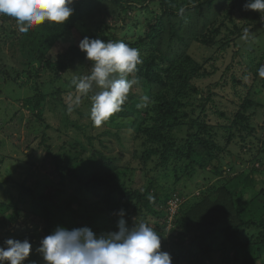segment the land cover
Masks as SVG:
<instances>
[{
    "label": "trees",
    "instance_id": "16d2710c",
    "mask_svg": "<svg viewBox=\"0 0 264 264\" xmlns=\"http://www.w3.org/2000/svg\"><path fill=\"white\" fill-rule=\"evenodd\" d=\"M110 1L116 7L115 12L112 11L116 19L114 24L92 21L99 9L95 0H76L72 5L74 14L63 25L45 22L27 33L15 29L8 17L1 18L4 23L0 25V77L3 81L0 90L5 82L24 87L32 84L34 95L22 99V108L35 118L28 120L33 130L37 126L35 139L39 134L45 136L42 131L46 121L44 114L48 107L57 103V97L65 93L59 88L43 90L38 77L42 72L53 74L49 83L56 86L55 81L64 80L66 72L88 60L77 44L59 54L57 60L50 58L52 50L79 27L85 30L82 39L104 41H111L107 33L120 29L122 38L130 39H122L123 42L139 50L143 63L130 76V79H138L139 84L133 86L122 110L103 123L104 135L121 140L122 134H130L131 141L138 143L133 154L136 161L144 167L153 163L158 173L176 177L177 181L181 179L180 183L194 184L193 191L198 193L199 200L187 210L182 193L177 194L175 190V194H166L163 201L154 181L145 192L127 187L123 180L125 170L120 167L118 158L104 162L87 158L92 166L78 169L76 164L85 161L79 158L81 148L63 145L60 154L52 157L53 146L46 144L45 136V162L55 165L56 178L62 179L64 185L72 184L74 194L64 200L59 188L53 191L51 186H46L33 191L24 183L14 185L16 180L11 179L12 175H9L11 178L5 176L4 181H0V245L9 238L27 239L36 248L40 245L34 240L41 241L57 227L69 230L89 227L98 235L100 229L109 225L104 226L103 215L114 220V213L119 221V213L123 210L128 227L145 222L161 234L162 250L170 253L173 264H264V232L255 240L244 236L255 227L264 231V207L261 205L264 189L257 197L254 178L256 170L264 172V161L256 156L250 161L254 169L249 173H244L245 170L233 173L237 166L233 147L255 137V118L264 108V84L258 83L261 78L258 69L263 65L264 56L258 62L252 56L249 63L238 61L241 75L237 74L236 66L232 68V87L241 104L227 114L220 110L215 99L219 96L217 90L227 87L226 82L207 90L197 85L213 76L207 66L218 60L216 51L205 63L197 62L191 54L195 44L226 53L244 37L245 29L259 23L261 13L250 10L245 16L246 23L237 24L236 8H242L248 0H231L230 3L229 0H221L222 3L218 0H155L159 10L149 12V7L147 14L141 15L147 17L143 27L137 30L139 21L127 17L128 12L141 10L145 0ZM226 3L234 6L229 12L224 8ZM180 9L184 10L182 15ZM86 69L83 76L90 74H85ZM250 80L252 86L248 88L246 84ZM70 83L72 81L68 82L69 87ZM241 86L248 88L244 96L239 92ZM144 96L149 97L147 106L138 107ZM85 98L89 106L88 96ZM58 103L62 110V127H81L71 120L64 101ZM211 115L224 124H212ZM46 129L53 130L50 125ZM74 151H77L76 158L71 157ZM60 156L67 158L61 160ZM230 156L232 161L225 162ZM257 161L259 168L255 167ZM91 195L99 199L92 207L88 202ZM82 200L88 204H82ZM176 200L183 202L186 208L179 209V212L184 211L183 218L175 219L181 231L169 240L166 237L169 211L163 213L161 208ZM74 204L81 205L83 210L77 211ZM253 204L260 207L253 209ZM24 218L33 222L32 228H16ZM152 218L158 220L157 226ZM117 225L114 232L119 230ZM25 262L44 264L42 255L34 251Z\"/></svg>",
    "mask_w": 264,
    "mask_h": 264
},
{
    "label": "rangeland",
    "instance_id": "374dc122",
    "mask_svg": "<svg viewBox=\"0 0 264 264\" xmlns=\"http://www.w3.org/2000/svg\"><path fill=\"white\" fill-rule=\"evenodd\" d=\"M76 0H74L75 2ZM129 1V0H124ZM219 3H222L221 0H218ZM98 3V11L92 18L93 22H98L101 20L106 21L107 23L114 24L116 22L115 16L112 15V11L115 12V6L110 0H95ZM145 5L141 10L133 13V11L128 12L127 17H132L133 20H137L139 22L136 23V29L142 28L143 24L147 17L141 16L145 13L149 7V12L151 10L158 11L159 5L155 0H145ZM140 6V5H139ZM224 8L226 11H230L233 7L230 6L229 3L224 4ZM219 7V6H218ZM203 11V10H202ZM250 10H245V7L236 8V23L237 24H245V16L247 12ZM6 15H0V25L4 23L1 18H5ZM140 16V17H139ZM200 16L204 17L205 14H200ZM9 18V23L15 29H19L16 23L15 18L6 16ZM131 25V23H130ZM40 26V25H38ZM85 30L83 28H76L71 32V34L66 36V39L61 41V43H57V46L52 50L50 54V58L52 60H57L58 55L62 53L68 52L69 48L72 45L77 44L79 45L80 41L82 40L83 34ZM122 31L119 29L117 31H111L107 33L108 37L115 41H123L130 39L126 37L125 39L122 38L121 35ZM123 39V40H122ZM216 51V57L218 60L214 63L215 65L212 66L208 65L207 68L210 72L213 73V76L197 82L198 87L202 90L213 89L219 83L224 84L226 82L227 87L224 89L219 88L217 92L219 96L216 99L218 107L222 112H226L227 114L232 113L234 110L237 109L238 104H241L240 98L236 97L234 89L232 87V68L236 66L238 68L237 74H242V69L237 65L238 61L245 60L247 63L251 60V56L256 58L258 62L262 56H264V19L260 17L259 23L255 24L253 27H248L245 29L244 37L237 41L235 45H233L226 53L220 54L217 50H210L205 48L199 44H195L191 50V54L194 59L199 63H205L206 60L213 55V52ZM264 65V61L262 62ZM92 62L87 60L85 62L80 63L79 65L75 66V70L72 69L64 74V80L58 79L56 86L50 85V81H52V77L49 73H41L38 77V84L42 86L43 90L46 88H52L53 91H56L58 88L61 91H64L65 94L60 95L57 97V103H53L50 108L48 107L44 117L45 123L43 125L42 131L46 136L47 145H52L53 154L52 157H55L60 154V147L65 145L66 147L69 145L75 148L80 149L79 158L85 161L78 162L76 167L84 169L89 164L87 158L91 160H97L99 162H104L106 159L118 158L120 167L125 170V181L127 187L141 189L143 192L147 191L148 186L151 182H155L156 184V192L165 201L166 194H175L173 193L177 190V194L182 193L185 206L183 202L179 200L169 202L168 204L162 206L161 211L163 213L165 211H169L168 217V226L166 231V237L169 239L172 235L181 231V226L175 224V219L180 220L184 216V211L179 212V209L186 208L189 209V206L193 205L199 199L196 195L198 193L193 191L194 184L190 182H181V179L177 181L176 177H170L168 175L166 177L162 173H158L155 169V165L153 163H149L148 166H142L138 161H136L135 150L138 148V143H133L131 141L130 134H122V139L118 140L112 136L105 137L104 131L106 130L105 126L102 124L100 127L94 126L92 120L90 119L92 101L91 96L95 94L96 91H99L98 88H94L92 92L88 95V102L85 97H82L80 104L77 106L74 104V98L77 95L76 91L74 90V85L70 83V87L68 86V82L72 81L73 79H77L83 77V70L86 69L85 74L91 72ZM231 67V70H227ZM3 82L2 78L0 77V83ZM260 85L264 84V79L260 78L258 80ZM31 83H28L27 86H12L10 84H5L0 90V181H4L5 176L10 177L12 175V180H16L14 185L17 182L24 183L26 187H30L31 190L37 191L40 188L51 186L53 191L60 189L61 194L63 195V199L66 200L67 196H72L74 187L72 184L64 185L63 180L56 178V168L54 164H46V146L43 143V139L45 136L43 134L37 135L38 138L35 139L34 128L29 127L28 120H35L32 114L28 111H25L22 108V104L24 98H29L30 96L34 95L33 88H31ZM73 85V86H72ZM248 88L252 86L251 80L248 81L246 84ZM248 88L246 87H239V92L244 96L248 93ZM264 95V91H263ZM64 101L66 106L69 104H73V111L71 113L68 112L70 115L71 120L74 123L79 124L81 127L76 128H69L64 129L62 127L61 116L62 110L59 105V101ZM234 102L231 104V102ZM239 104V105H240ZM50 109V110H49ZM212 124H224L219 121L214 115H211ZM255 127H256V134L254 138H248L245 143H240L233 147V151H236L234 154V161L236 162V169L233 173L240 174L245 170L244 173H249L251 168L254 169L253 163L250 162L254 160L257 156L259 160L264 161V108H261L257 117L255 118ZM52 126L53 130H47L46 126ZM81 128V129H80ZM58 130V131H57ZM121 137V134L119 135ZM241 144V146H240ZM254 145V146H253ZM106 146V147H104ZM251 149L249 150V147ZM249 150V151H248ZM76 152L74 151L71 154L72 158H76ZM61 160H65L67 158L60 156ZM232 161V157L225 159V162ZM73 161L72 164H74ZM255 167L259 168V162L255 163ZM153 168L155 169L153 171ZM259 170V169H258ZM8 172V174H6ZM263 170L255 171L254 178L256 181V188L255 193L261 195V191L264 189V172ZM235 174H232L235 175ZM66 174L63 175V177ZM52 182V183H51ZM69 182V180H67ZM180 183V184H179ZM177 185V186H176ZM179 190V191H178ZM256 197V199H257ZM249 200L251 197H247ZM255 199V200H256ZM94 195H91L88 199L89 205L92 207L95 206L96 202H98ZM255 202V201H254ZM82 204H88L87 201L82 200ZM261 205L264 207V200L261 202ZM89 206V207H90ZM73 207L77 209V211L83 210L81 205L74 204ZM90 207V208H91ZM260 206L259 204H253V209H258ZM184 209V210H186ZM91 210H95V207L91 208ZM97 212V211H96ZM258 212V211H257ZM258 214V213H253ZM96 216V214H94ZM104 217V226L109 223V225L105 226L104 229L99 230V234H108L110 232H114L116 230V225L118 224V220L116 214H112L111 220L107 215H103ZM32 218V217H31ZM152 222L155 226H157L158 220L152 218ZM18 228L22 230H26L27 227L32 228V224L30 220L27 218L22 219L19 222ZM14 229L12 228L11 233L14 234ZM95 233V230H92ZM263 229L261 230L258 227L249 230L244 234L246 238H251L255 240L260 233L263 234ZM167 241L169 242V240ZM21 240V239H19ZM23 241V240H21ZM40 242L34 240V243L40 245ZM38 247L34 248V252ZM24 264H34V263H27ZM42 264V263H41Z\"/></svg>",
    "mask_w": 264,
    "mask_h": 264
},
{
    "label": "clouds",
    "instance_id": "9594fccd",
    "mask_svg": "<svg viewBox=\"0 0 264 264\" xmlns=\"http://www.w3.org/2000/svg\"><path fill=\"white\" fill-rule=\"evenodd\" d=\"M231 0H229V3ZM74 0H0V15L15 18L19 31L27 33L32 27L45 22L65 24L74 14ZM245 10L261 13L264 19V0H248ZM180 9V14H183ZM81 51L92 62L89 75L73 79L77 95L74 104L79 105L94 88L91 96L90 119L94 126L120 112L138 79H130L143 63L137 48L123 41H104L99 38H83L79 43ZM264 78V65L258 69ZM149 97L144 96L142 104L146 107ZM73 111L69 104L68 112ZM121 210L118 231L97 235L89 227H57L45 236L36 249L44 264H173L170 253L162 250L161 234L145 222H136L128 227ZM18 228V225L16 226ZM33 251L29 240L6 239L0 245V264H24Z\"/></svg>",
    "mask_w": 264,
    "mask_h": 264
}]
</instances>
